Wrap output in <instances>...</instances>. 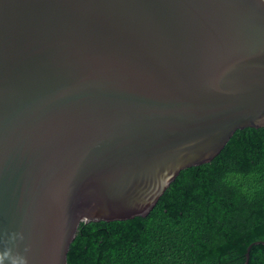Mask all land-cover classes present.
Instances as JSON below:
<instances>
[{"label":"water","instance_id":"1","mask_svg":"<svg viewBox=\"0 0 264 264\" xmlns=\"http://www.w3.org/2000/svg\"><path fill=\"white\" fill-rule=\"evenodd\" d=\"M261 127L264 0H0V252L68 264Z\"/></svg>","mask_w":264,"mask_h":264},{"label":"trees","instance_id":"2","mask_svg":"<svg viewBox=\"0 0 264 264\" xmlns=\"http://www.w3.org/2000/svg\"><path fill=\"white\" fill-rule=\"evenodd\" d=\"M264 127L187 168L145 217L82 223L68 264H264Z\"/></svg>","mask_w":264,"mask_h":264},{"label":"clouds","instance_id":"3","mask_svg":"<svg viewBox=\"0 0 264 264\" xmlns=\"http://www.w3.org/2000/svg\"><path fill=\"white\" fill-rule=\"evenodd\" d=\"M12 239H15V235H13ZM6 260L10 261L11 264H28V260L25 257L14 256L11 248L0 252V264H5Z\"/></svg>","mask_w":264,"mask_h":264}]
</instances>
